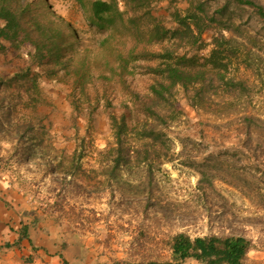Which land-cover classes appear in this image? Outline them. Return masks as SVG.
Listing matches in <instances>:
<instances>
[{"label": "rangeland", "instance_id": "1", "mask_svg": "<svg viewBox=\"0 0 264 264\" xmlns=\"http://www.w3.org/2000/svg\"><path fill=\"white\" fill-rule=\"evenodd\" d=\"M44 5L75 31L80 51L93 55L108 34L86 22L76 0ZM186 6L185 0H153L152 13L172 27L168 11ZM222 21L231 24L228 30L212 24L199 55H208L212 36L231 38L223 46L234 49L225 75L243 90L222 93L213 75L202 99L194 97L195 88L176 86L164 104L150 100L153 76L143 72L154 60L132 63L124 84L117 77L98 80L95 71L81 93L62 69L48 75L39 67L34 79L26 50L0 42V182L22 195L39 216L36 223L58 228L106 263L174 264L169 243L183 232L243 236L251 242L245 264H264V24L251 9L232 6ZM163 45L172 46L139 51ZM25 71L28 77L20 78ZM145 106L163 121L149 119ZM245 115L253 119L248 127ZM112 117L126 125L127 151L118 167ZM146 117L163 135L141 145L136 131ZM136 148H147L148 161H138ZM14 248L0 241V264L13 260ZM22 259L34 264L32 257Z\"/></svg>", "mask_w": 264, "mask_h": 264}, {"label": "trees", "instance_id": "2", "mask_svg": "<svg viewBox=\"0 0 264 264\" xmlns=\"http://www.w3.org/2000/svg\"><path fill=\"white\" fill-rule=\"evenodd\" d=\"M76 1L88 24L108 31L93 55L77 49L75 31L44 5L45 0H0V42H8L14 50H26L24 56L29 66L34 68V79L39 77L36 71L39 67L46 66L48 75H55L62 69L81 93L87 83H92L95 71L98 80L109 84L117 77L124 84V75L131 72L132 63L140 59L154 60L153 65L144 67L143 72L153 76L148 89L150 100L156 104L168 103L176 86L186 91L189 87L195 88L194 97L202 99L206 79L209 77L212 81L213 75L222 93L242 91L241 81H233L225 75L232 61L228 54H233L234 49L223 46L229 45L232 39L222 34L212 36V47L208 55L202 56L199 55L205 45L202 35L212 24H223L225 27L220 28L227 31L231 24L227 25L222 20L231 6L251 9L264 24V4L254 0H185L186 8L168 11L172 27L164 24L163 17L153 15V0ZM208 1L214 3L212 11L208 9ZM127 39L133 42L130 47L126 45ZM164 43L172 46L163 45L158 52L139 51L149 44ZM185 46H189L191 51L196 47L197 51L179 52ZM23 77H28L26 71L20 75ZM143 110L154 122L163 121L150 107L145 106ZM147 117L136 131L141 145L157 143L163 135L147 122ZM251 120L246 115L242 117L245 127L250 126ZM111 126L116 138L112 147L116 150L113 166L118 167L123 151H127L121 139L126 125L112 117ZM132 152L138 154V161H148L147 148H136ZM250 248L251 242L240 235L210 234L191 238L179 232L169 243L170 260L174 264H184L189 260L199 264H245Z\"/></svg>", "mask_w": 264, "mask_h": 264}, {"label": "crops", "instance_id": "3", "mask_svg": "<svg viewBox=\"0 0 264 264\" xmlns=\"http://www.w3.org/2000/svg\"><path fill=\"white\" fill-rule=\"evenodd\" d=\"M27 201L10 185L0 182V241L14 244L11 259L6 264H21L32 257L34 264H113L106 263L86 247H76L74 240L48 224L36 223ZM29 245V246H27ZM18 248L22 252H19ZM11 256V254H10ZM184 264H199L189 260Z\"/></svg>", "mask_w": 264, "mask_h": 264}]
</instances>
